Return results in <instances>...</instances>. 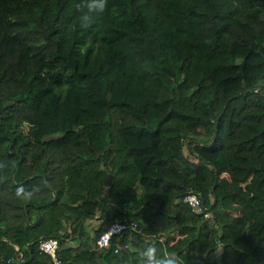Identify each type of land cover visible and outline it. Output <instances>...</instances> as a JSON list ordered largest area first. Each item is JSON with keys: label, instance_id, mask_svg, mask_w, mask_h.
I'll list each match as a JSON object with an SVG mask.
<instances>
[{"label": "trees", "instance_id": "1", "mask_svg": "<svg viewBox=\"0 0 264 264\" xmlns=\"http://www.w3.org/2000/svg\"><path fill=\"white\" fill-rule=\"evenodd\" d=\"M74 3L0 0V264H264V0Z\"/></svg>", "mask_w": 264, "mask_h": 264}, {"label": "built area", "instance_id": "2", "mask_svg": "<svg viewBox=\"0 0 264 264\" xmlns=\"http://www.w3.org/2000/svg\"><path fill=\"white\" fill-rule=\"evenodd\" d=\"M184 203L189 204L193 210L199 212H205L207 210L206 205L204 204L202 195L196 192H189L183 198ZM207 215V213H206ZM126 229H130L133 232H141L142 228L138 225L136 221H131L130 223L125 221H116L112 223L107 230H105L97 239V245L99 247H110L114 240H117V236L122 235ZM132 248V244L130 242L116 243V252L130 250ZM40 249L51 255L52 264H62V259L59 256L60 249V241L56 237L43 238L40 241Z\"/></svg>", "mask_w": 264, "mask_h": 264}, {"label": "clouds", "instance_id": "3", "mask_svg": "<svg viewBox=\"0 0 264 264\" xmlns=\"http://www.w3.org/2000/svg\"><path fill=\"white\" fill-rule=\"evenodd\" d=\"M108 7V0H75L74 8L79 13V26L81 29L87 30L96 20L101 17ZM24 190L18 189L17 194L20 195ZM143 264H178V260L174 254L161 253L154 246L147 247L142 252Z\"/></svg>", "mask_w": 264, "mask_h": 264}, {"label": "rangeland", "instance_id": "4", "mask_svg": "<svg viewBox=\"0 0 264 264\" xmlns=\"http://www.w3.org/2000/svg\"><path fill=\"white\" fill-rule=\"evenodd\" d=\"M87 223H88V225H90L88 227H90L89 230L91 231V233L93 235L94 231L92 229H93V226H95V227L97 226L98 220L92 219V220H89Z\"/></svg>", "mask_w": 264, "mask_h": 264}]
</instances>
